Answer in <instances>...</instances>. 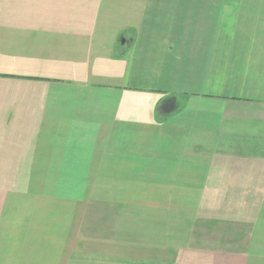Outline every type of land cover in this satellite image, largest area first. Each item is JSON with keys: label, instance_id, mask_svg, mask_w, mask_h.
<instances>
[{"label": "crops", "instance_id": "obj_1", "mask_svg": "<svg viewBox=\"0 0 264 264\" xmlns=\"http://www.w3.org/2000/svg\"><path fill=\"white\" fill-rule=\"evenodd\" d=\"M0 264H264V0H0Z\"/></svg>", "mask_w": 264, "mask_h": 264}, {"label": "water", "instance_id": "obj_2", "mask_svg": "<svg viewBox=\"0 0 264 264\" xmlns=\"http://www.w3.org/2000/svg\"><path fill=\"white\" fill-rule=\"evenodd\" d=\"M121 42H123V40Z\"/></svg>", "mask_w": 264, "mask_h": 264}]
</instances>
